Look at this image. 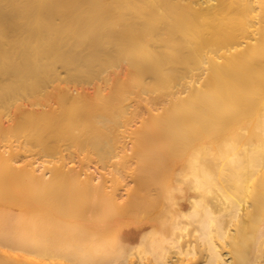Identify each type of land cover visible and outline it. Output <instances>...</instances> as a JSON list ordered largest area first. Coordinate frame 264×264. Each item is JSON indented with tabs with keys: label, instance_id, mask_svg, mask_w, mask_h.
Segmentation results:
<instances>
[{
	"label": "bare ground",
	"instance_id": "6f19581e",
	"mask_svg": "<svg viewBox=\"0 0 264 264\" xmlns=\"http://www.w3.org/2000/svg\"><path fill=\"white\" fill-rule=\"evenodd\" d=\"M1 136L0 264H264V0H0Z\"/></svg>",
	"mask_w": 264,
	"mask_h": 264
},
{
	"label": "rangeland",
	"instance_id": "374dc122",
	"mask_svg": "<svg viewBox=\"0 0 264 264\" xmlns=\"http://www.w3.org/2000/svg\"><path fill=\"white\" fill-rule=\"evenodd\" d=\"M0 138H1L0 141H2V142H0V144L5 143V142L7 141V140H5V138H3L2 136H1ZM20 147H22V146H20ZM20 147H19V148H20ZM22 148H23V149H18V152L21 151L20 153H22V155L28 153L27 155L29 156L30 154H32V153H31V152H32L31 150H27L28 152H26V150H24V147H22ZM23 151H24V152H23ZM29 152H30V154H29ZM34 154H35L36 156H39L41 153H40V154H39V153H34ZM40 156H42V155H40ZM66 156H68V155L66 154L65 156H63V158H64L65 160H69L68 158H70L72 155H71V156L69 155L68 157H66ZM90 156L93 157V158L95 157V159H96V157H97V156H92V155H90ZM73 157H74V156H73ZM75 157H76V156H75ZM75 157H74V158H75ZM41 158H43V157H41ZM71 158H72V157H71ZM91 159H92V158H91ZM95 159H93V160H95ZM89 163H90V162H89ZM101 164H102V162H100V161H98V160L96 161V165H98V167H99L98 169H100L101 172H102V171L104 172L105 169H106V167H105V168L103 167V168L101 169V167H102ZM84 166H86V165H84ZM98 171H99V170H98ZM103 172H102V175H100V176L98 177V180H100V179L102 180V179H104V178H107V176L109 175V174H107V176H106V173H105V172L103 173ZM98 173L101 174L100 172H98ZM105 176H106V177H105ZM103 177H104V178H103ZM108 182H109V181H108ZM108 182H107V183H108ZM117 191H120V189H118ZM188 264H190V263H188Z\"/></svg>",
	"mask_w": 264,
	"mask_h": 264
}]
</instances>
